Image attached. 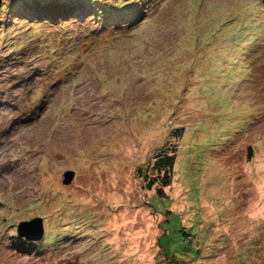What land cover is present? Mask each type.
<instances>
[{"label": "rangeland", "instance_id": "obj_1", "mask_svg": "<svg viewBox=\"0 0 264 264\" xmlns=\"http://www.w3.org/2000/svg\"><path fill=\"white\" fill-rule=\"evenodd\" d=\"M51 3L0 4V264H264V0Z\"/></svg>", "mask_w": 264, "mask_h": 264}, {"label": "trees", "instance_id": "obj_2", "mask_svg": "<svg viewBox=\"0 0 264 264\" xmlns=\"http://www.w3.org/2000/svg\"><path fill=\"white\" fill-rule=\"evenodd\" d=\"M45 1H51V0H40L39 2L35 1V0H20V2L22 4L21 6L23 7V9L19 8V9L15 10L16 8H12V10H11V8H10V10H11V13H16V11L17 12L18 11H20V12L28 11L31 13L33 8H34V7H32V5L41 6L40 8L37 9V17L41 18L40 20L45 21L49 17H52V19H54L55 17H58L60 15V13L58 12L60 5H57V4L54 5L53 3H51L52 6H48V4H44ZM33 3H36V4H33ZM35 22L39 23V19H36ZM183 133H184V129L180 127V128L174 129L173 132L171 134H169V139L167 140L166 146L162 150L155 153V155L153 156V162L151 163V165L148 169L149 173L152 175H150V176L144 175L143 176L145 178L144 181H146L145 187L147 189H151L154 185L157 186L155 195H156V197H158L160 199L164 198V196H165L163 189L167 188L171 183V176L173 173V167H174L175 160H176L175 156L177 154L176 147H174V145H169V144L172 141H178V139L181 138ZM138 173H139V175L143 174L142 171H139ZM164 233H165V231H164ZM182 234L184 235V237H186V239L188 241H190V242L192 241V235H188L185 232H183ZM162 235H160V237ZM158 238H157V244H158ZM27 242H26V246L35 245V242L34 243H30V242L27 243Z\"/></svg>", "mask_w": 264, "mask_h": 264}, {"label": "water", "instance_id": "obj_3", "mask_svg": "<svg viewBox=\"0 0 264 264\" xmlns=\"http://www.w3.org/2000/svg\"><path fill=\"white\" fill-rule=\"evenodd\" d=\"M1 2L2 0H0V4ZM63 177V183H69L73 178V173L66 172L64 173ZM16 234L18 237L24 238V240L28 242H35L40 240L43 234L42 219L33 218L30 221L20 222L17 225Z\"/></svg>", "mask_w": 264, "mask_h": 264}]
</instances>
